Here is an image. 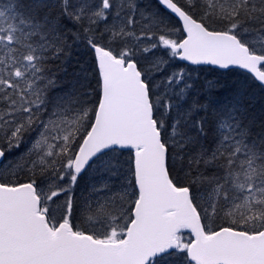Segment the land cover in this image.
Masks as SVG:
<instances>
[{
  "label": "snow or ice",
  "instance_id": "1",
  "mask_svg": "<svg viewBox=\"0 0 264 264\" xmlns=\"http://www.w3.org/2000/svg\"><path fill=\"white\" fill-rule=\"evenodd\" d=\"M0 264H264V0H0Z\"/></svg>",
  "mask_w": 264,
  "mask_h": 264
}]
</instances>
